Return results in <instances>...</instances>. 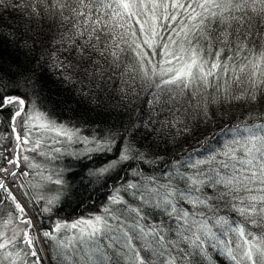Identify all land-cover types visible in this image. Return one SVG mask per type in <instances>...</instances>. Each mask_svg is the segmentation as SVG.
Returning <instances> with one entry per match:
<instances>
[{
    "label": "snow or ice",
    "instance_id": "snow-or-ice-1",
    "mask_svg": "<svg viewBox=\"0 0 264 264\" xmlns=\"http://www.w3.org/2000/svg\"><path fill=\"white\" fill-rule=\"evenodd\" d=\"M3 12L18 18L16 27L25 26L24 44L17 45L15 28L10 43L35 51L39 42L47 55L41 53L37 66L49 61L85 98L108 89L130 104L140 99L148 106L142 125L148 136L177 126L190 132L192 117L210 122L219 112L221 119H232L234 108L247 115L225 124L221 133L228 135L215 147L208 144L198 154L203 158L190 153L171 162L161 173L166 182H128L124 191L132 189L139 205L116 189L102 214L58 222L50 231L37 230L0 178V190L13 205L6 218L0 214V264H43L41 236L55 242L58 264L69 251L79 252L84 264H204L210 251L217 264H264V0H0ZM29 88L35 89L34 73L0 75V123L5 132L11 129L16 148H41L40 139H31L33 129L79 139L78 130L49 120L35 99L15 94ZM115 140L110 134L92 149L106 153L115 144L119 153L96 175L130 159L148 160ZM7 163L19 167L16 158ZM0 173L16 176L4 167ZM145 207L157 210L160 219L149 222ZM69 231L67 239L58 235Z\"/></svg>",
    "mask_w": 264,
    "mask_h": 264
},
{
    "label": "trees",
    "instance_id": "trees-1",
    "mask_svg": "<svg viewBox=\"0 0 264 264\" xmlns=\"http://www.w3.org/2000/svg\"><path fill=\"white\" fill-rule=\"evenodd\" d=\"M17 19L8 12L0 13V56L3 58L0 75L11 71L19 78L21 71L34 73L35 89L29 88L27 92L16 93L35 99L36 106L49 120L58 125H65L73 131L78 130L79 137H74L69 142L63 136L57 137L54 132L41 130V148L31 151L27 150L32 147L31 144L22 145L25 150L17 149L19 167H15L7 163L9 158H15V138L9 135L11 129L8 128L5 132L6 126L0 123V134H3V138H0V167L16 172V176L0 174L7 178L8 184H13L8 188L25 206L28 216L41 233L50 231L58 222L70 224L78 219L102 214L104 207L109 204V197L116 189H120V194L130 204L139 205V200L131 195L132 189L124 191L128 182H143L149 177H161V173L171 167V162L186 158L190 153L193 159L203 158L198 154L204 152L208 144L215 147L217 142H223L228 135L221 133L225 124L233 126L247 115L243 109L234 108L232 119L227 116L221 119L219 112L210 122L203 118L197 121L192 117L188 123L190 132L185 131L182 126H177L171 129V132L165 129L163 133L148 136L142 126L148 119V106L143 105L140 99L130 104L126 98L121 99L118 92H110L108 89L85 98L71 84L64 81L56 70L49 68V61L41 60L40 66H37L36 59L41 53L47 55L45 49L39 46V42L35 51L28 46L18 47L10 43L13 37L9 34L14 28L17 45H23L27 39L24 24L19 23L16 27ZM31 43L32 41L28 40V44ZM84 91L87 92V88ZM253 119H256V113H253ZM110 134L116 138L115 143H119L121 148L126 143L131 144L133 152L139 149L148 155V160L142 162L130 159L109 173L96 175L97 169L119 155L115 151V144L113 151L106 153L92 150ZM32 135L33 132L31 139L35 141ZM119 135L124 136L123 141L118 139ZM57 139L60 143H55ZM145 145H150V148ZM55 148L61 151H53ZM25 156L28 157L27 160L24 159ZM56 179L62 180L63 183H54ZM161 182H166L165 178L161 177ZM54 197L58 199L53 205H49L47 201ZM12 208L7 193L0 190V214L6 218ZM45 208H51V211L46 212ZM145 211L150 213L149 222L153 216L157 220L160 219L156 215L157 210L145 207ZM222 214L227 216L230 212L225 210ZM58 235L67 239L72 233L69 231L66 235ZM37 248L44 250L43 264H58V250L54 241L45 243L41 236ZM208 255L210 259L204 261V264H217V254L210 251ZM220 259L223 260V257ZM61 260L63 264H73L74 260L84 264V258L79 252L74 255L69 251L67 259L61 257Z\"/></svg>",
    "mask_w": 264,
    "mask_h": 264
},
{
    "label": "rangeland",
    "instance_id": "rangeland-1",
    "mask_svg": "<svg viewBox=\"0 0 264 264\" xmlns=\"http://www.w3.org/2000/svg\"><path fill=\"white\" fill-rule=\"evenodd\" d=\"M40 134H41L40 131H37L36 129H33V135H32V138H33L34 140L39 139ZM16 155H17V153H16ZM17 160H18V159H17Z\"/></svg>",
    "mask_w": 264,
    "mask_h": 264
},
{
    "label": "water",
    "instance_id": "water-1",
    "mask_svg": "<svg viewBox=\"0 0 264 264\" xmlns=\"http://www.w3.org/2000/svg\"><path fill=\"white\" fill-rule=\"evenodd\" d=\"M16 95H19V94H16ZM15 156H16V154H15ZM4 180L6 179V177L5 178H3Z\"/></svg>",
    "mask_w": 264,
    "mask_h": 264
},
{
    "label": "bare ground",
    "instance_id": "bare-ground-1",
    "mask_svg": "<svg viewBox=\"0 0 264 264\" xmlns=\"http://www.w3.org/2000/svg\"><path fill=\"white\" fill-rule=\"evenodd\" d=\"M15 94H18V93H15ZM20 95V94H19ZM22 96V95H21Z\"/></svg>",
    "mask_w": 264,
    "mask_h": 264
}]
</instances>
